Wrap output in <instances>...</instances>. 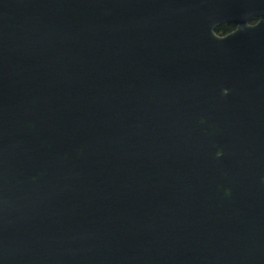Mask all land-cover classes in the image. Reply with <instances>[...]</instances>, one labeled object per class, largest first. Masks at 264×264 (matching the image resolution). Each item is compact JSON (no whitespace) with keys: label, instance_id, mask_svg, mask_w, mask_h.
Here are the masks:
<instances>
[{"label":"water","instance_id":"obj_1","mask_svg":"<svg viewBox=\"0 0 264 264\" xmlns=\"http://www.w3.org/2000/svg\"><path fill=\"white\" fill-rule=\"evenodd\" d=\"M0 264H264V0H0Z\"/></svg>","mask_w":264,"mask_h":264},{"label":"flooded vegetation","instance_id":"obj_2","mask_svg":"<svg viewBox=\"0 0 264 264\" xmlns=\"http://www.w3.org/2000/svg\"><path fill=\"white\" fill-rule=\"evenodd\" d=\"M232 5H233V8H232L233 9V13H235V14L253 13L252 8H250L249 11H246V10L243 9V6L245 5L244 3H241V2H236L235 3V1H233ZM257 20L258 19L253 18V19L249 20L248 23L253 24V23L257 22ZM226 27H228L227 31H226ZM235 27H236L235 24L224 22L222 24H219V25L215 26L214 27V31L217 34H219V35H224V34L230 32V31H232Z\"/></svg>","mask_w":264,"mask_h":264},{"label":"trees","instance_id":"obj_3","mask_svg":"<svg viewBox=\"0 0 264 264\" xmlns=\"http://www.w3.org/2000/svg\"><path fill=\"white\" fill-rule=\"evenodd\" d=\"M228 30V27H226V31Z\"/></svg>","mask_w":264,"mask_h":264}]
</instances>
